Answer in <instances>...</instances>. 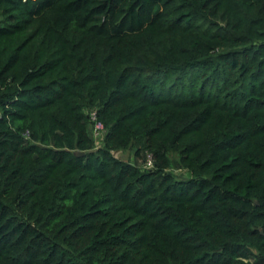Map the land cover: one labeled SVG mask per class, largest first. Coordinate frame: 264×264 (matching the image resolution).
Here are the masks:
<instances>
[{"label":"trees","instance_id":"obj_1","mask_svg":"<svg viewBox=\"0 0 264 264\" xmlns=\"http://www.w3.org/2000/svg\"><path fill=\"white\" fill-rule=\"evenodd\" d=\"M0 264H264V0H0Z\"/></svg>","mask_w":264,"mask_h":264},{"label":"rangeland","instance_id":"obj_2","mask_svg":"<svg viewBox=\"0 0 264 264\" xmlns=\"http://www.w3.org/2000/svg\"><path fill=\"white\" fill-rule=\"evenodd\" d=\"M97 146H102V139L97 140ZM114 155L124 161H134V150L122 149L114 152ZM148 166V165H147ZM173 172L180 177H189L190 173L187 170H173Z\"/></svg>","mask_w":264,"mask_h":264},{"label":"built area","instance_id":"obj_3","mask_svg":"<svg viewBox=\"0 0 264 264\" xmlns=\"http://www.w3.org/2000/svg\"><path fill=\"white\" fill-rule=\"evenodd\" d=\"M90 119L93 123V136L97 140H101L105 134V125L103 121L97 115V112L94 110L90 113ZM148 165H151V161H149Z\"/></svg>","mask_w":264,"mask_h":264},{"label":"water","instance_id":"obj_4","mask_svg":"<svg viewBox=\"0 0 264 264\" xmlns=\"http://www.w3.org/2000/svg\"><path fill=\"white\" fill-rule=\"evenodd\" d=\"M83 154H84L83 152L79 153V155H83Z\"/></svg>","mask_w":264,"mask_h":264}]
</instances>
